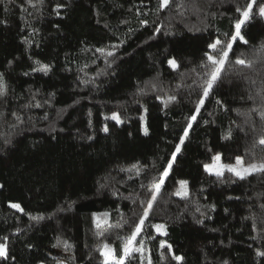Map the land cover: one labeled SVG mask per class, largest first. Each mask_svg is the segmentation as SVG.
<instances>
[{"label": "trees", "instance_id": "16d2710c", "mask_svg": "<svg viewBox=\"0 0 264 264\" xmlns=\"http://www.w3.org/2000/svg\"><path fill=\"white\" fill-rule=\"evenodd\" d=\"M249 2L0 0V264H104L103 246L122 256L145 211L152 264H264V172L204 169L214 153L264 162L258 7L203 97L208 45L226 46Z\"/></svg>", "mask_w": 264, "mask_h": 264}, {"label": "snow or ice", "instance_id": "6c2138e0", "mask_svg": "<svg viewBox=\"0 0 264 264\" xmlns=\"http://www.w3.org/2000/svg\"><path fill=\"white\" fill-rule=\"evenodd\" d=\"M170 3V0H160V6L161 7H167ZM254 6L258 7V15L261 18H264V4L257 5L256 0H250L249 3H247L246 7L241 9L240 7L236 8L237 12L241 13V19H239L235 23V31L234 34H231L230 40L226 44V46L221 47L218 49V46H221L223 42L219 39H217L214 43H211L208 45L209 48L213 50V52H216L217 55H211L206 53L207 59L210 62L211 70H210V79L207 81V86L204 88V93L203 97L207 98L209 93L212 91L213 85L217 82V80L220 78L221 72L225 66L226 61L228 60L229 57V52L232 50L233 43L239 39L240 41L247 43L248 41L244 38V36L241 34V29L242 26L246 24L251 18L253 14V8ZM111 55V53H109ZM237 64L244 65L245 61L242 59H237L236 60ZM169 64L172 67H176V62L175 60H169ZM38 71H43L47 72L48 71V66L47 65H42L39 69H35ZM27 75V73H25ZM4 88V82H3V76L0 75V94H2ZM204 98H201L199 101V104L196 108V112L198 113L200 110V107L203 106L204 104ZM170 99L174 100L175 97H170ZM108 117H106L107 119ZM112 120L116 121L117 124L121 123L120 117L118 114L113 113L112 116L110 117ZM192 121L196 120V116L193 115L191 117ZM191 123H189L188 128H191ZM103 131L107 132L108 128L105 127ZM145 134H147V128L144 129ZM188 135V130L185 129L184 131V137ZM231 135V132L229 131L225 138ZM184 137L180 138V144L184 143ZM260 144L264 145V139H261L259 141ZM180 151V145L178 144L176 146V152ZM175 160V153L173 154L172 161ZM172 161L169 162L167 168L163 172V176L168 175V170L171 169L172 167ZM205 171L209 172L210 174H215L217 177H220L223 175L224 170L227 169V171L233 173L240 179H244L246 176L251 175L253 172H264V163L260 165L252 164L247 167L244 166L243 164V159L241 157H236V163L235 165L231 164H223L221 163V155L216 154L212 157V162L210 164H205L204 165ZM163 184V180L160 182L156 183L153 185V195H152V200L155 201L157 194L160 191L161 185ZM182 188H186V181H181L180 182ZM0 187H3V185H0ZM177 195H180V192L176 193ZM186 195V191L183 193ZM12 208L21 210V207L19 204H11L10 205ZM148 208H151V203H149ZM107 215V214H105ZM147 211L144 213V217L139 220V223L135 226V230L132 232L131 236L128 238L127 242L123 246V255L120 256L119 258L116 257L115 250L110 248L107 244L104 245V250L102 251V255L104 256V264H125V258H131L133 256V253H141L143 254L144 248H143V242H140V246H136L137 242V237L141 234L145 220L147 219ZM99 226V225H98ZM153 227L156 228L158 232H161L164 235H167L166 232H163L162 230L164 229L163 224H157L154 225ZM4 240L6 241L7 238L5 237ZM165 243L161 241L160 247H164ZM168 248L170 249L171 246L168 245ZM258 255L264 256V252L258 253ZM0 258L8 259L9 258V251H8V245L6 242H0ZM173 259L176 261H181L183 258L181 256H174ZM149 264H151V260H149Z\"/></svg>", "mask_w": 264, "mask_h": 264}, {"label": "rangeland", "instance_id": "374dc122", "mask_svg": "<svg viewBox=\"0 0 264 264\" xmlns=\"http://www.w3.org/2000/svg\"><path fill=\"white\" fill-rule=\"evenodd\" d=\"M239 19H241V14H240V17H239ZM238 19V20H239ZM237 20V21H238ZM169 60H173V59H169ZM113 113H115V112H111L109 115H108V117H111L112 116V114ZM196 116V115H195ZM196 119H197V117H196ZM116 122V121H115ZM190 122L192 123V122H194V121H192L191 119H190ZM143 129H144V124H143ZM216 154H219V153H214L213 154V156L214 155H216ZM212 156V157H213ZM172 157H173V155L171 156V159H170V161H172ZM236 157H240L239 155H236L232 160H230V161H227V160H224L223 158H222V156H221V163H223V164H231V165H235V163H236ZM212 162V159H211V161L210 162H208V163H206V164H210ZM262 163H264V162H244L243 161V164H244V166L245 167H247V166H249V165H252V164H256L257 166L258 165H260V164H262ZM225 171H227V169H225L224 170V172ZM229 172V171H228ZM163 178H164V176L162 175V177H161V179L158 181V182H160L161 180H163ZM157 182V183H158ZM177 192H180L181 194L180 195H182L184 192H185V190L181 187L178 191H176V193ZM11 204H13V203H11ZM10 204V205H11ZM15 204H17V203H15ZM154 225H157V224H152V227L154 226ZM153 229L157 232V233H161V232H158L157 230H156V228L155 227H153ZM163 232L165 231V227H164V229L162 230ZM152 237H153V239L151 238V237H149L148 239L147 238H143V237H140V236H138L137 237V242H136V246L137 247H139L140 246V242L142 241L143 242V248H144V252H143V254H141V253H137V255H139L138 256V261H139V264H149V260H151V264L153 263L152 262V255H151V251L149 250L150 249V246L152 245V244H154V236L152 235ZM110 248H112L111 247V245H109V244H107ZM104 250V246H103V248H102V251ZM117 258H119V257H117ZM126 259V258H125ZM103 260H104V256H103Z\"/></svg>", "mask_w": 264, "mask_h": 264}]
</instances>
